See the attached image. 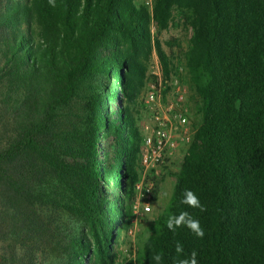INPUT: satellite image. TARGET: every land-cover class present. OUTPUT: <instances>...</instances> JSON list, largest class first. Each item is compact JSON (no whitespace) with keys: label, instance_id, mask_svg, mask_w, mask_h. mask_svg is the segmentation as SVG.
<instances>
[{"label":"trees","instance_id":"trees-1","mask_svg":"<svg viewBox=\"0 0 264 264\" xmlns=\"http://www.w3.org/2000/svg\"><path fill=\"white\" fill-rule=\"evenodd\" d=\"M55 4L0 0V264H114L139 180L138 58L154 49L169 79L175 55L158 35L176 18L191 29L181 80L192 133L178 171H167L171 201L141 263L163 253L161 264H175L179 242L197 264H264V0ZM186 189L205 211L181 203ZM157 194L156 185L153 202ZM181 211L200 222L202 239L167 228ZM50 213L81 220L80 234Z\"/></svg>","mask_w":264,"mask_h":264},{"label":"rangeland","instance_id":"rangeland-1","mask_svg":"<svg viewBox=\"0 0 264 264\" xmlns=\"http://www.w3.org/2000/svg\"><path fill=\"white\" fill-rule=\"evenodd\" d=\"M137 2L144 5L145 8H147L148 10L151 9L152 0H137ZM155 31V27L151 26V33L156 34ZM190 37L191 29L188 28L183 21L177 18L173 20L168 29L164 30L158 35V40L160 41L165 52L168 53L170 57V52H173V54L175 55L173 59V64L176 66V68L170 74L169 78H176L179 84L183 87H186V85L183 84L181 80L184 74L182 53L187 49ZM138 61L145 68V79L143 86L138 91L135 100V105L133 108L135 109L136 116L139 119L138 127L144 136V124L148 122V119L151 114L150 109H148L145 104V94L147 91V86L149 83L153 81L155 82L157 80L156 74L158 72L160 76H162V78L163 75L160 61L154 49H152V52L147 55V57L139 56ZM187 92L188 91H186L184 97V103L188 108L190 114L189 105L187 103ZM168 96L169 95L167 93H164V99H167ZM108 106L110 108L114 107L113 103H108ZM188 120L190 126H192V120L190 118V115L188 116ZM184 151L185 148L180 147L178 151H176V153L170 159H168V161L164 162V164L161 163L154 168H149L146 171V175L144 177L142 176V174L144 173V169L141 167V164L139 165L138 181L143 179L142 184L145 187L151 185V192L154 188H156L157 185V200L153 202L151 198V200L149 201L151 212L141 214L138 218L137 223H131V226L128 227L127 231L121 229V227H116L118 237L114 246V264H142L140 260V255L143 244L150 234V228L157 216L162 211L168 208L171 201L174 179L167 174V171H178L179 162L183 156ZM154 172H157V174H154ZM136 202H138L141 206L143 204L145 205L146 202L148 203V201L138 198L137 193H135L131 200L126 199L125 201V206L130 209V213L132 210V206ZM44 212L46 213V215L48 214L47 210H44ZM47 217L50 221H53V223L61 227L69 228L75 234H80L83 228L81 220L73 216L67 215L66 213H50ZM76 223L79 224L78 229ZM118 224L119 223H117V225Z\"/></svg>","mask_w":264,"mask_h":264},{"label":"built area","instance_id":"built-area-1","mask_svg":"<svg viewBox=\"0 0 264 264\" xmlns=\"http://www.w3.org/2000/svg\"><path fill=\"white\" fill-rule=\"evenodd\" d=\"M156 78L155 82L148 84L145 94V104L151 114L143 128L145 134L140 159L141 167L144 169L143 177L149 168L158 166L164 158L171 157L176 149L188 143L192 133L186 118L187 108L184 105L186 87L181 86L176 78L164 80L159 72ZM164 93L169 95L167 99H164ZM142 180L136 183L134 191L138 198L148 203L141 206L136 202L132 206L130 219L133 224L137 223L141 214L147 213L145 207H150L152 186H143Z\"/></svg>","mask_w":264,"mask_h":264},{"label":"clouds","instance_id":"clouds-1","mask_svg":"<svg viewBox=\"0 0 264 264\" xmlns=\"http://www.w3.org/2000/svg\"><path fill=\"white\" fill-rule=\"evenodd\" d=\"M48 2L51 7L56 6L55 0H48ZM181 203L186 204L191 208H199L201 212L206 210L205 206L200 203V200L196 194L188 189L184 191ZM145 212H151V208L146 206ZM76 225L78 229L79 224L76 223ZM166 226L173 233H175L178 228L186 226L200 239H202L205 235L204 229L200 226V222L196 219H193V217L187 211H181L179 215L170 214L166 221ZM175 252V264H197L196 251H192L190 256H186L184 253V246L177 242L175 245ZM162 259L163 253H154L151 257V260L154 262V264H161Z\"/></svg>","mask_w":264,"mask_h":264},{"label":"crops","instance_id":"crops-1","mask_svg":"<svg viewBox=\"0 0 264 264\" xmlns=\"http://www.w3.org/2000/svg\"><path fill=\"white\" fill-rule=\"evenodd\" d=\"M179 148H180V147H179ZM179 148H178V149H179Z\"/></svg>","mask_w":264,"mask_h":264}]
</instances>
